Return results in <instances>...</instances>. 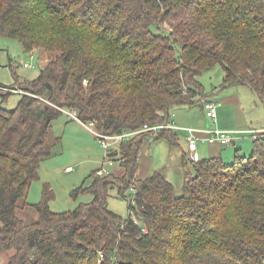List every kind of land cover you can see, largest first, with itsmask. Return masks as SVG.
<instances>
[{"label":"trees","instance_id":"trees-1","mask_svg":"<svg viewBox=\"0 0 264 264\" xmlns=\"http://www.w3.org/2000/svg\"><path fill=\"white\" fill-rule=\"evenodd\" d=\"M0 36L28 53L59 52L15 108L0 106V264H264V132L232 162L184 153L180 196L160 171L138 176L144 142L179 145L178 132L162 128L108 155L123 174L95 170L71 191L92 201L55 212L50 182L39 202L27 201L63 142L53 122L64 108L117 135L168 124L173 109L203 108L232 86L264 103V0H0ZM217 66L220 90L208 92L198 77ZM2 87L5 102L12 92ZM114 188L131 196L134 216L109 208ZM29 207L31 222L17 214Z\"/></svg>","mask_w":264,"mask_h":264},{"label":"rangeland","instance_id":"rangeland-1","mask_svg":"<svg viewBox=\"0 0 264 264\" xmlns=\"http://www.w3.org/2000/svg\"><path fill=\"white\" fill-rule=\"evenodd\" d=\"M58 54L59 52H51L43 49L28 53L24 50L19 41L0 36V82L9 86L8 88L2 87L3 91L12 92L5 102H3V99L0 97V106L6 109L15 108L21 99V93L25 92V90L21 89L23 88L22 86H27L31 80L37 78L42 69L45 68L51 60L55 59ZM25 64H30V66L26 67ZM223 75L224 73L221 67L217 66L211 70L204 71L202 75L198 77V80L203 84L206 91L218 92L223 80ZM13 87L16 89H12ZM237 93L242 101V103L239 104L240 107L233 104L234 101L230 100V97H228ZM215 97H217L216 101H218L216 104L219 115V120L217 122L215 121L217 123L214 125L215 129L224 130L221 129L219 125L220 120L232 128H236V130L239 129V127H257L258 124L264 123V103L250 87L232 86L216 93ZM225 98L228 100H225ZM181 110V112H197L203 118L206 116H203L199 105L191 109L182 108ZM63 111L65 114L53 122L55 131L57 135L63 138V142L54 149V155L42 163L40 179L32 183L27 198V201L30 203L39 202L42 195L43 184L45 182H50L55 191V199L51 202V208L55 212L73 211L81 203L92 201V194H82L75 199L71 196V191L75 187L80 186L84 181H86V184H90V179H88V177L93 171L105 169L107 171H114L120 175L125 172V169L120 165L118 160V162H113L108 158V154L112 151L118 152L117 156L119 155L121 141L115 142L110 140V144L107 147L102 146L99 138L95 134L99 132L94 128L93 123L84 124L81 120L79 121L77 119L69 121L66 112L70 110L64 108ZM72 111L73 110H71V112ZM177 111L178 109L172 110L173 117L177 115ZM185 120L187 125L192 124L188 117ZM210 124L211 123L208 122L205 124L200 123L199 125H193L200 127L208 125L206 128H209ZM184 133L183 130H178L181 143L185 142ZM134 136L135 135L132 137ZM243 139L248 140L249 144H244L245 147H242L240 155L250 156L254 137L248 134L245 135ZM200 144V149L206 147L202 145L203 143ZM170 150H173V146L164 139L144 142L139 154V161L141 164L138 172L139 178H145L155 171L168 169L167 165L170 164L168 157ZM209 150L210 148L206 151ZM189 153H187V155L191 157L192 154ZM233 155V145L222 149V157L226 161H233ZM148 166L150 167L149 171H147ZM68 167L71 168V170L65 172L64 170L66 168L69 169ZM178 170H180L181 173H177L174 176L170 174V181L174 184L176 195L180 196L183 194L185 184L182 164ZM130 204V195L126 198H122L118 195L116 188L110 190L108 206L111 210L124 217L130 215L134 216L133 212L130 211ZM17 214L27 222L34 221L37 218V211L33 207L20 209ZM7 258L8 253H3L2 259L0 258V263H5ZM217 258L219 259L220 257L217 256Z\"/></svg>","mask_w":264,"mask_h":264},{"label":"crops","instance_id":"crops-1","mask_svg":"<svg viewBox=\"0 0 264 264\" xmlns=\"http://www.w3.org/2000/svg\"><path fill=\"white\" fill-rule=\"evenodd\" d=\"M228 97H230V100L234 101L233 104H235L237 107H240L239 104L242 103V101H241V98L239 97L238 93L237 94H233V95L228 96ZM216 100H217V97H214V101L218 102ZM225 100H228V99L225 98ZM181 109H178L177 115L174 116L175 118L172 116L171 122L174 124V128L173 129H175V131L178 132V130H183L185 132L184 133L185 142L181 143V141L179 139V145L173 146V150H170L169 155H168L170 164L167 165L168 169H164L167 173L164 170H159L169 180H171L170 179L171 178L170 174H172V176H174L177 173H181V171L178 170V169L180 168L181 164L183 163V155H184V153L186 155L189 152H190L189 154H192V155L197 153L199 158H205V157H211V156H222V149L233 145L234 146V155H233V157L235 158L236 150L239 149V151L241 153L242 147H245L244 144H249L248 140L243 139V137H245V135H248V134L253 135V137L255 139V137L257 135H259V133L264 132V123L258 124L257 127H253V126H249V127H246V128L245 127H239V129L236 130V128H232L231 126H229L228 124H226V123H224V122H222L220 120V124L219 125L221 126V129H224V130H227V131H235L234 132V138L232 139V141L229 144L225 145V146H223L221 144H209L208 142L200 141L198 143L197 150L191 151L189 149V143H188V139H187V136L190 133L189 130L190 129L194 130L195 133H196V136H198V137H206L207 136V131L208 130H212L215 127L214 125L217 124L216 122L219 120V115L217 116V120L215 122L212 119L207 118L206 116H204L205 115L204 114V109L202 107H201V111H202V114H203L204 118L201 117L200 114H198L197 112H181L182 111ZM187 117L190 119V123H192V124H190V125L186 124V120L185 119ZM208 122L211 123L209 125V128H206L208 125L207 126H202V127L195 126V125H199L200 123L205 124V123H208ZM193 124H195V125H193ZM203 129H205V130H203ZM200 143H203L202 145H204L206 147L200 149V145H201ZM186 147H187V149H186ZM208 148H210V150L206 151ZM207 152H208V154H207ZM67 170L68 169L66 168L64 171L68 172ZM149 170H150V167L148 166L147 167V171H149Z\"/></svg>","mask_w":264,"mask_h":264},{"label":"built area","instance_id":"built-area-1","mask_svg":"<svg viewBox=\"0 0 264 264\" xmlns=\"http://www.w3.org/2000/svg\"><path fill=\"white\" fill-rule=\"evenodd\" d=\"M26 67L30 66V64H25ZM204 113L205 115L212 119L213 121L217 120L218 112H217V104L214 100L212 101H205L204 102ZM66 115L68 116L69 119H77V112L76 111H68L66 112ZM80 121V120H79ZM85 124V123H84ZM93 125V124H92ZM162 128H174V124L172 122H169L168 124H161V125H153V126H147L144 129L140 131H135V132H125L123 134H117V135H108V134H100V133H95L96 136L99 138L101 145L104 147H107L110 143L109 141H122L126 139L127 137H131L133 135L139 134L143 131H159ZM94 133V131L92 130ZM189 135L187 136L188 143H189V149L191 151L197 150L198 143L200 141L208 142L209 144H221L223 146L229 144L232 139L234 138V132L232 131H224L220 129H212L207 131V136L206 137H198L196 136V133L194 130L190 129L189 130ZM257 137V136H256ZM192 159L198 160L199 156L197 153L191 156ZM68 170H71L69 168ZM105 169L99 170V174L105 173Z\"/></svg>","mask_w":264,"mask_h":264},{"label":"water","instance_id":"water-1","mask_svg":"<svg viewBox=\"0 0 264 264\" xmlns=\"http://www.w3.org/2000/svg\"><path fill=\"white\" fill-rule=\"evenodd\" d=\"M118 154V152H112V153H109L108 155L109 156H114V155H117Z\"/></svg>","mask_w":264,"mask_h":264}]
</instances>
